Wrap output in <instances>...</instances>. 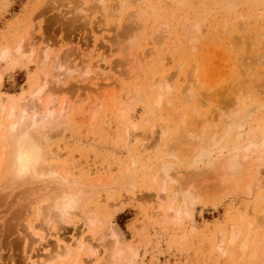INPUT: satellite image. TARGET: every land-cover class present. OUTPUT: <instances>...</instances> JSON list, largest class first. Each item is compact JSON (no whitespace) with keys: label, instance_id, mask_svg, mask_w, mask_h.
<instances>
[{"label":"rangeland","instance_id":"rangeland-1","mask_svg":"<svg viewBox=\"0 0 264 264\" xmlns=\"http://www.w3.org/2000/svg\"><path fill=\"white\" fill-rule=\"evenodd\" d=\"M167 1H155L157 3H153L155 10L147 6L148 8L144 7L140 10L141 12L139 11L141 14L139 15L143 16L142 13H149L150 10V15L155 14V17L144 14L145 21L139 17L142 18V21L138 19L142 24L147 22L148 26H145L148 28L146 29L143 25L137 51L133 49L134 51L126 52L122 45L125 46L127 42H123L119 34L122 29L118 27L121 26L112 25L113 17L112 22L102 21L101 0H0V49L13 46L20 39H25L27 44L32 41L36 43L34 44L36 52L33 59L27 57L19 62L14 61L1 65L0 69H3V73L0 70L2 73L0 75L3 76V81L0 84V102H8L11 99L19 101L23 93L28 95L37 82L42 80V74L50 71L49 69L54 63L52 58H56V55L62 62L70 64L71 68L73 67L71 70L76 69L72 75L63 77L64 84L62 82L54 83V81L50 84L51 87L62 88L61 92L53 90L52 94L58 98V101L69 100L73 109L62 121H54L46 130L47 149L54 154L55 159L52 157L51 160L65 163V166L70 170L71 179H76L77 182L86 185L85 188L89 191L96 190L87 199L83 208L89 214L99 216L103 220V223L95 228L87 227L84 225L83 214L79 213L71 217V223L60 226L59 231L55 226L43 228L45 218L43 214L39 216V212L42 211L45 203L36 202L37 195L40 193H28L30 184L8 187L4 181L0 182V242H2L0 243V264L37 263L36 261L56 248L57 235L54 233L56 230L61 240L72 242L75 238L82 239L83 236H87L86 239L89 240L92 238V233L96 239L101 234V230L103 231L107 227L114 229L119 234L123 244L131 245L134 248L136 264H264V240L261 241L262 236L264 237L263 227L256 231L251 243V247H257L256 251L258 252L254 261L249 258L238 259L237 250L233 255H221L215 246V242L220 236L219 233L223 231L227 235L230 227L228 225L233 222L237 223L241 220L245 229L246 220L252 221V228L257 223L255 221L256 214L251 207L254 203L257 204V209L260 208L259 205L264 206V152L261 153L262 149L256 150L252 155L249 174L252 173L250 175L253 182L249 188L248 181L246 183L248 178L242 176L238 179L236 188H228L223 193L218 190V194L215 193L217 197H214V194L209 192H213V190L215 192V187L213 189L211 187L215 180L204 178L205 174L203 173L200 177H203L201 185L198 184L200 181L197 183L200 185L201 198L197 199L199 201L195 200V202L187 204V212L182 213L183 216L180 217L181 219L179 218L180 220L171 218L169 215H161L165 220L161 216L153 215L150 211L151 199L147 198L155 195V191L149 188L159 186L160 183H155L151 177L153 171L155 172L157 158L160 157V154L155 151L157 150L156 144H158L156 142L157 140L160 143L168 141V138L171 139V134L173 136L176 127L169 124L172 123L176 111L178 112L180 108L183 110L182 107L188 109L192 107V110L194 106L200 117L213 116L217 114V111H220L221 106L224 108L223 103L226 102V97L232 98L227 93L232 95L236 90L235 86L240 84L241 87L246 84L243 88L247 87V84L250 85V89L245 88L252 93L251 101L254 102L250 107L264 104V34L260 36L264 32V0H238L234 3L232 13L227 12L224 8L227 4L221 0H186V4L177 6L178 8L175 4V7L172 3L169 5L170 1ZM106 2L108 3H106L107 10H110V8L108 9L110 3V5L116 3L114 0H106ZM129 5L127 8L129 11L137 9L134 4L130 8ZM160 5L163 8L162 11L165 12L158 8ZM187 6L192 8L188 10ZM59 8H62L63 11ZM211 8L212 10H210ZM128 12L125 11V13ZM133 21L136 22L137 18ZM161 21L168 22L175 28H172L176 33L175 38H169L172 36L168 34L169 36L164 35L165 40L161 39L163 38L162 32L156 31V27ZM114 24L116 23L114 22ZM182 26L185 27L183 30ZM197 29L199 30L197 31ZM20 36L22 37L20 38ZM154 36L155 38H153ZM192 37H197V40L192 41ZM117 38L121 40L120 44L117 43L119 42ZM45 43L50 45L48 46L52 53V60L50 59L46 67H43L45 63L40 61L38 54L41 53L40 48ZM149 49L153 55L141 60V63L131 69L132 64L128 65L125 58L128 52L140 53L143 57L144 51ZM86 51L87 54L93 55L94 61L104 52L107 62L102 63L104 65L102 68L106 69L110 76L106 77L107 79L102 76L100 80L103 83L110 81L113 83L111 87H115L109 90H115V96L111 100L107 99L102 109L99 99L96 100L95 104L97 105L93 110L85 108L89 101L88 98L83 101L78 100L79 93H82L80 94L82 96H85L84 92L87 93V90H83V92L80 89L81 84L77 80L87 75L84 72L85 65L80 63L84 57L82 52L86 53ZM120 61L121 63H119ZM180 62L184 64L178 67ZM195 65L198 66V70H194ZM151 70H155V72L153 73ZM165 75L172 83L173 108L175 109L171 113L170 109L167 110V107L163 106L162 111L158 110L160 112H156L155 116L153 113L155 108L150 106L154 95L149 94L148 85H150V81L151 83L152 80L158 81ZM201 81L203 84L200 83ZM184 85H190V88L193 86L197 92L195 99L189 103H184L186 98V89L183 90ZM231 89L232 92L229 91ZM220 90L223 92L221 93ZM225 90L227 92H224ZM216 93L219 94L217 95L219 100L215 98ZM46 96L48 97V95ZM229 99L228 101H230ZM115 103L117 107L129 106L130 116L121 120L118 110L114 107ZM146 103H150L147 104L150 108ZM91 110L100 112L97 120H93L94 124L87 120L90 118ZM83 114L86 115L84 118L88 116L87 119L82 120L83 117H79ZM149 115L155 117L158 125L155 130L158 131L157 134H155L156 132L153 134L155 136H151L147 129L152 120L144 122ZM190 116L191 113L189 118ZM216 119L215 124L218 128L223 126L224 129H227L225 124H222L223 119ZM262 119H264V107H260L256 112L253 111L249 119V128L254 130L258 124L264 123ZM128 121L139 123V128L132 133L137 138L135 141L129 140V144L124 141L127 136L124 131L129 124ZM163 126H166V134L162 139L160 133ZM140 144L149 146L150 149H146L148 152L141 150ZM163 153L168 156L167 150ZM61 154L62 156H60ZM132 159L139 161L132 166L130 163ZM129 167H131V172L127 171ZM175 167L177 174L174 173L178 176L175 181L176 185H182L178 183L182 179L181 176H184L185 179L186 172L193 168L188 166L186 161ZM203 167L197 172L201 173ZM255 169H258L257 173ZM175 182L171 186L172 189L177 187ZM33 186L37 188L38 183ZM208 186L210 187L208 188ZM34 187L31 188L35 189ZM260 195L263 200L261 198L259 201L257 197ZM130 197L134 199H130ZM166 203L168 205L169 202L166 200ZM28 223L34 226V231L48 238L39 239L34 234L32 235V231L26 229ZM93 240L91 239L94 244L99 242V240ZM99 249L95 262L89 263L90 257L84 256L85 264L87 262L96 264L102 261L107 263L105 258L106 243Z\"/></svg>","mask_w":264,"mask_h":264},{"label":"bare ground","instance_id":"bare-ground-1","mask_svg":"<svg viewBox=\"0 0 264 264\" xmlns=\"http://www.w3.org/2000/svg\"><path fill=\"white\" fill-rule=\"evenodd\" d=\"M101 1L102 2L100 6H102L101 8L103 9V12L101 15L103 18L102 21L106 23H109V21L110 22L114 21L116 24H114L113 22L112 24L113 26L115 25L121 26V27H118L122 29L120 31L121 33H119L121 35V38L120 37L119 38L123 40V42H127L125 46L122 45L123 50H126V52L127 51L130 52V50L138 48V45L141 41L140 40V37L142 35L141 32H143L142 30L144 27L146 29L148 28L146 27L148 26V24L146 25L147 22L145 24H142L141 22L142 18L145 21L146 19H144V17L147 16L146 14L150 15L149 9H148L149 13L146 12L147 10L145 11L146 13H144L146 16L143 13H142L143 16H140L141 14L139 13V11L142 8L147 7V6H149L150 9H154L153 7H155V5L153 3H155V1L158 2L160 0H114V2L116 1V3H112V5H110L111 4L110 3L108 5V9L110 8V10L106 9L107 8L106 0H101ZM166 1L167 0H165V2ZM169 1H170L169 5L170 3H172L173 5L175 4L176 7L186 4V0H169ZM221 1L222 2L225 1V3L227 4V6L224 8H226L228 13H232L234 11V3L236 1L238 2V0H221ZM130 3L134 4L135 8L137 9L134 11L131 9L129 11L127 8ZM207 3H210V2H207ZM131 5H129V8ZM158 8L161 9V11L163 9L161 5ZM189 8H192V7L189 6ZM189 8L187 6L188 10ZM60 10L63 11L62 8ZM126 10L127 12L128 11L129 12L125 13ZM210 10H212V8ZM152 16L155 17V14ZM112 17L114 19L111 21ZM139 17H142V18H139ZM135 18H137V21H136L137 23L133 21ZM122 19L124 22L122 21ZM138 19H141V21ZM160 23L158 26L156 25L157 30L156 29L155 30L162 32L163 35L162 34L161 35L163 38L161 39H164L165 38L164 35H168V34L172 36L169 38H175L176 33L173 30L175 28H173L171 24H169L168 22L161 21ZM239 24L241 23L239 22ZM152 27L150 28L151 29L155 28V26L154 28ZM183 27L184 26L181 27L182 30H183ZM194 28H196V26H194ZM224 28H226V26ZM254 29L255 28H253V30ZM155 30H152V31L155 32ZM198 30L199 29H197V31ZM256 31H253V32H256ZM119 34L117 33V35ZM156 34L160 36V34L158 33ZM192 34H194V32H192ZM263 34L264 32L260 34V36ZM21 37L22 36H20V38ZM153 38H155V36ZM120 39H118L119 42H117L119 44L121 41ZM196 40H197V37H192V41H196ZM33 42L34 41L27 44L25 39H20L19 41H16V43L13 46H6V47L1 48L0 49V68L2 64H6L8 62H14V61L19 62V60L23 58H27V57H30L31 59H33L34 54L36 52V48L34 47V44L36 43L35 42L33 43ZM48 45L49 44H46V43L42 45L40 48L41 53L38 54L40 61L45 63L43 67H46V64H48L49 60L51 59L52 53L49 47L50 45L49 46ZM151 49L144 51L143 57H142V54L133 52L134 50L131 51V53L129 52L128 54L126 53L127 55L125 54L126 55L125 58H126V61L128 62V65L132 64L131 69L134 68L136 64L141 63V60L145 58L147 59L151 54L153 55ZM82 53L84 54V57L81 56L82 59L80 60V63L85 65L84 68L86 69L84 72L87 75L86 76L81 75L82 77H80L77 80L79 84H81L80 89L82 91L87 90V93L83 91L85 93V96H82L80 95L82 93H79L78 100L83 101L85 98H88L89 99L88 104L87 103H86L87 105L84 104L85 106H87L85 108L86 109L89 108L93 110L97 105L95 104L96 100L99 99L101 100L100 105L102 109L106 104V100L107 99L111 100L112 97L115 96V92H114L115 90L109 91L110 89L112 90V88H115V87H111L113 83L109 81V78H108L109 82L105 81L103 83L100 80L102 76L105 78L110 76V73L106 69L102 68L104 66L102 65V63L107 62L105 60L104 52H102V54L98 56L96 61L93 60V55L91 53L87 54V51L86 53L84 52ZM56 56H57L56 58H52L53 60L51 59L52 61H54V63L52 66L50 65L51 66V69H49L50 71L49 72L44 71L45 73L42 74L43 77L41 76L42 80L40 79L41 81L37 82V85L35 84L36 86L33 87V89L31 88L32 90L29 92L28 95H25L23 93L19 101H16L17 99L16 100L11 99V100H8V102H0V182L4 181V184L7 185L8 187H14L20 184H26V185L30 184V188L27 191L28 193H32V194H35V192L37 194L40 193L39 195H37L36 202L45 203L44 205L42 204L43 205L42 211L39 212V216L43 214V217L45 218V222L42 226L43 228L45 226H48L50 228L51 226H55V228L57 227L56 229H58L59 231L60 226L68 224L71 220V217L79 213L83 214V219L85 220L84 221L85 226L95 228L99 226L100 224H102L103 220L99 216H93L89 214L88 212H86L83 206L85 202L87 201V199L96 190L93 191L94 190L93 189L92 191H89L88 189L85 188L86 185L85 186L82 185V183L77 182L76 179H71L70 170L68 169V167L65 166V163L63 164L58 160H57L58 162H55V160H51L50 158L52 157H53L52 159H55L54 154L52 153L51 150L47 149L48 147L47 139L45 136L46 130L50 127L51 123H53L54 121L56 122L62 121L70 113L71 109H73L69 100L58 101V98H56L52 94L53 90L54 92L55 90L56 91L60 90L61 92L62 88L60 87L55 88L54 86L51 87L50 86L51 82L52 81H54V83L62 82V84H64L65 80L63 79V77L72 75L73 72L76 70V69L71 70L73 69V67L71 68L70 64L62 62L60 57L58 55ZM119 63H121V61ZM183 64L184 63L182 62L180 65H178V67L182 66ZM142 66H140V68ZM197 68L198 66H196L194 70H196ZM0 70L3 73L2 71L3 69H0ZM129 70H130V67H129ZM151 71L153 73L155 72V70L154 71L151 70ZM118 73H121V72L118 71ZM1 75H0V84L3 81L2 79L3 76ZM151 77H150V80H152ZM162 77L158 81L152 80V83L150 81V85H148L149 94L154 95V97L151 96L153 99L151 100L152 102L150 106L153 109L155 108L153 110V113L155 114V116H156V112H160L158 110L163 109V106L165 108L167 107V110L170 109L171 113L175 109L173 108L174 101L172 97V93H173L172 83H170L171 81L168 80L166 75ZM194 79L197 81V78H195V76H194ZM202 82L203 81H201L200 83L203 84ZM82 83L84 84L83 86H82ZM244 85L246 84H243V87ZM60 86H62L61 83H60ZM238 86H235L236 90H234L232 95H230L229 92L227 93L229 96H232L231 99H229L230 97H226V95H224L223 93V95L227 98L226 102L228 101V99L230 101L227 102L228 104L227 106L225 105L226 102H224L223 103L224 108L221 106L222 110L220 109V111H217V114L213 113L214 114L213 116H210V117L203 116V118L200 117V115H198V112L193 105H192L193 106L192 110H191L192 107H190V109H188L187 107H186L187 109L185 107H182V109L183 108L184 109L180 110L181 109L180 108L178 112L175 110L176 113H174V116L172 115L173 121H171L172 123L170 122L172 125L169 124L170 126L176 127L174 129L175 131L173 130L174 131L173 136L171 134V139L168 138L167 139L168 141L160 143V141L157 140L156 142L158 144H156L157 150L155 151H157L160 154V157L157 158L158 159L157 164L154 168L155 172L153 171V174L151 177H153V179L155 180V183L156 182L158 183L160 182V183H159V186L156 185V186H151L149 188L150 190L155 191L154 197L153 196L147 197L151 199L150 202L152 203V205L150 207V211L153 215H156V216L169 215L171 218H176L177 220L180 217H182L183 216L182 213L185 214L187 212V204L192 201L195 202V200L201 198L202 194L200 190V185H201V179L203 177L202 178L200 177L202 176L203 173L205 174V176L203 175L204 178H207V179L213 178L216 182V183L213 182L214 186L211 185L212 189L213 187H215L214 188L216 189L215 192L214 190L213 192L209 190L211 191L209 193H213L214 197L218 194L217 192L218 190L221 191V193H223L228 188H234V187L236 188L237 183L239 182L238 179L242 176H245L246 179L248 178V180H246V183L248 181V188L250 184H252L253 182L251 180L252 176L250 175L252 173L249 174V172H251V170L249 169L250 162H251V159L253 158L252 155L255 153L256 150L262 149L261 153L264 152V123L262 122L258 124L256 128L254 127L256 130L255 129L252 130L251 127L249 128V121H250L249 119L253 111L255 110L256 112L257 109H259L260 107H264V104H260L256 107H250V105L253 104L254 102V101H251L252 93L249 90L245 89V88H249L250 85L247 84V87L245 86V88L241 87V84ZM190 87H191L190 85L189 86L186 85L184 88L182 87L183 90L186 89L185 90L186 98H185L184 103H187V102L189 103L191 102L192 99H195L194 97H196V94H197L196 90L193 89V86L192 88ZM232 89L229 91L232 92L233 91ZM227 90H225L224 92H227ZM49 92H51L50 93L51 95L48 94ZM46 95H48V97ZM217 95L219 94L217 93L215 94L216 99H218ZM222 97H219V98L222 99ZM223 100H224V97H223ZM193 101L195 102V100ZM116 103L114 107L118 111L116 109L115 111L119 112L118 115L121 118V120L128 118L130 116V107L129 106L117 107ZM147 104H150V103H146V105ZM150 106L148 107L150 108ZM150 112L152 111L150 110ZM99 113H97L96 111L95 112L92 111L89 116L90 118L87 119L88 116L85 118L87 120H90L91 124H94L93 120H97V116ZM190 113H191V116L189 118ZM84 116L86 115L83 114L82 116H79V117L81 118L83 117L82 120H84L85 119ZM152 117L153 116L149 115L148 118H146V120L144 119L145 120L144 122H149L150 120H152L150 127L147 128L151 136L156 132L155 131L156 126H158L155 117L153 118ZM216 118L223 119L222 124L223 125L225 124L227 129H224L223 126L221 128H218L217 125L215 124V120H217ZM129 121H128L129 124L126 126V129L124 131L125 135H127L126 139L124 138V141H126L127 143L129 140L131 141L136 140L137 137L132 133L133 131L139 128V123H135L132 121L129 122ZM157 132L155 134H157ZM160 134H161L160 137L163 139L166 134V126L162 127ZM160 137L159 139H161ZM154 146H155V143L153 147ZM147 147L143 144L141 145L140 149L149 150L150 147L149 148ZM165 150H167L168 156L164 155L163 152H165ZM60 156H62V154ZM130 161H132L130 163H132V166H134L139 160L132 159ZM184 161H186V163L188 162V166L192 167L193 170L191 171L189 170L187 172L185 171L187 173L185 179L183 178L184 176H181L182 178L181 181L183 180V182L181 183L180 180H179L180 182H178L182 185H176L175 181L176 179H178V176L175 175L176 173L175 166L181 163H184ZM202 166H204L203 171L201 173H198L197 170H199ZM131 167L127 169L128 172H131L130 171ZM257 171L258 169L256 170V173ZM253 176L256 177V175H253ZM199 181L200 183H198ZM174 182L177 187L176 188L174 187L172 189L171 186ZM36 183H38L37 188L33 186ZM197 183L200 185H198ZM31 187L32 188L34 187L35 189H32ZM209 187L210 186H208V188ZM42 191L43 193H41ZM215 193L217 194L215 195ZM221 193L219 192V194ZM131 198L133 197H130V199ZM257 198H259V201L261 198H262L261 200H263L262 195H260V197L258 196ZM166 200L167 202H169L168 205H166L167 204ZM259 206L260 208L257 209V204L254 203L251 207L253 212L256 214L255 221H257L256 223L257 225L255 224V227L253 226L254 228H252L253 223L251 220L248 219L245 221L246 222L245 224H247L245 226L246 229L244 228V223L240 220L237 223L233 222V224L228 225V227L229 226L230 227L228 228L227 235L223 231L219 233L220 236L218 237V241L215 242V246L218 252L221 253V255H226V254L233 255L235 250H237L238 259L249 258L252 261L255 260L257 253H258L256 251L257 247L256 248L251 247L252 245L251 243L254 239V234L256 233V231L258 229H261L262 227L264 228V206H261V205ZM162 219L165 220V218L163 217ZM172 220H175V219H172ZM26 229L29 231H32L31 234L32 235L34 234L39 239H45L47 237V236L46 237L43 236L37 231H34V226L31 223H28L26 225ZM54 233L55 235H57L56 236L57 238L56 248L51 250L49 253L45 254L43 258L39 259V261H36L37 263H34V264H85L84 256L90 257L89 263L95 262L96 257L98 256V253L100 250L99 249L100 246L105 243L107 247V252L105 255L106 257L105 256L104 257L106 258L107 263L104 260L105 262L102 261L96 264H136L135 263L136 252L134 248L131 245L123 244L120 239L119 234L114 229H111L110 227L109 228L107 227L103 231L101 230V234L98 235L99 237L98 238L96 237V239L94 238L95 237L94 233H92L91 239H94L93 241L99 240L97 244H94L91 241V239L89 240L86 239L87 236L86 237L83 236V238L85 237V239L75 238L72 242H66L65 239H64L65 241H63L59 238L57 234V230ZM262 238L263 239H261V241L264 240L263 236ZM258 243L260 242L258 241Z\"/></svg>","mask_w":264,"mask_h":264}]
</instances>
